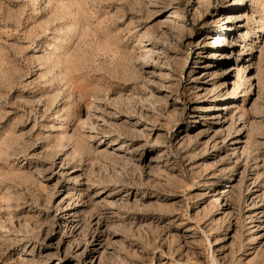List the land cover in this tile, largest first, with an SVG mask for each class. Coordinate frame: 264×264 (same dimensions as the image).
Returning a JSON list of instances; mask_svg holds the SVG:
<instances>
[{
	"label": "rangeland",
	"instance_id": "1",
	"mask_svg": "<svg viewBox=\"0 0 264 264\" xmlns=\"http://www.w3.org/2000/svg\"><path fill=\"white\" fill-rule=\"evenodd\" d=\"M0 264H264V0H0Z\"/></svg>",
	"mask_w": 264,
	"mask_h": 264
},
{
	"label": "bare ground",
	"instance_id": "2",
	"mask_svg": "<svg viewBox=\"0 0 264 264\" xmlns=\"http://www.w3.org/2000/svg\"><path fill=\"white\" fill-rule=\"evenodd\" d=\"M164 197H166V198H167V197H168V195H165V194H163V195H161V196H160V199H161V198H164ZM157 217H158V216H157ZM157 220H158V219H157ZM168 225H169V226H167V228L171 226V225H170V223H169ZM169 230H170V229H169ZM166 231H167V230H166Z\"/></svg>",
	"mask_w": 264,
	"mask_h": 264
}]
</instances>
